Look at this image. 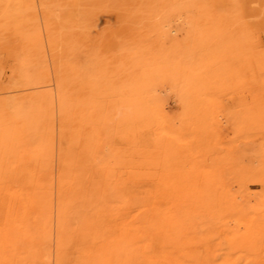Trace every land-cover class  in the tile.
<instances>
[{"label":"rangeland","instance_id":"obj_1","mask_svg":"<svg viewBox=\"0 0 264 264\" xmlns=\"http://www.w3.org/2000/svg\"><path fill=\"white\" fill-rule=\"evenodd\" d=\"M24 2L0 0V259L80 234L63 264H264V0H35L43 54Z\"/></svg>","mask_w":264,"mask_h":264},{"label":"bare ground","instance_id":"obj_2","mask_svg":"<svg viewBox=\"0 0 264 264\" xmlns=\"http://www.w3.org/2000/svg\"><path fill=\"white\" fill-rule=\"evenodd\" d=\"M24 5H21L22 6H25L26 4H29L28 7L29 8V13L33 16V18H35V20L33 21V29L35 31V36L36 37H39L40 41H39V44H38V49L40 51L41 54H43L46 50V46L48 45L47 43H50L49 45H51V42L49 40L54 38L52 36H50L49 34V31H47V24H42L41 21L39 19H36L37 17V5H35V0H24ZM59 26H57V28H60L61 29V16L59 18ZM46 28H45V26ZM45 31H47V33L45 34ZM61 33V32H60ZM70 33V31L68 32V34ZM2 37L0 36V45H3L4 41L1 40ZM5 49L8 50V48L6 47ZM2 49L0 48V51ZM1 52H4V50H2ZM3 54V53H2ZM5 57L3 56H0V70L2 68H4V66L6 65V62H5ZM1 73V72H0ZM2 76V75H1ZM7 89L9 87H7V85H2V83L0 82V89ZM122 94V93H121ZM0 132H1V129H0ZM27 157H24V160H26ZM28 179H24V177L21 175L19 177L20 180H23V181H26V184L29 185V186H33L35 184L34 182V178H33V174L31 172H28V175H27ZM13 178V177H11ZM28 181V183H27ZM31 190V189H30ZM32 191V190H31ZM31 191H28L27 194H29V197L31 196ZM7 195H4V191H1L0 193V227L2 225V218H1V214L5 211L6 207H7V203H11L13 205V203L15 204H18L17 205V208H19V200H15L14 201V197L11 198V200H9L8 198H6ZM14 204V205H15ZM31 201L29 200L28 203H27V207H31ZM71 237V236H70ZM67 238L68 239V245H71L73 246L76 242H80L82 239H81V235L79 234L77 240H74L72 238ZM87 240H89V237L87 238ZM83 241V240H82ZM59 243H57V253H56V258L54 260L50 259L51 261H49L48 263H45V264H63L65 259H67V256L65 254L61 255V247H63V249H66L67 250V247L68 249L71 247V246H67V243L64 245L63 242L61 243V241H58ZM88 242V241H87ZM92 243L88 242L86 245H91ZM105 245L103 246V249L101 251H98V263L101 264V262H104V260L106 259V261L109 260V257H115L117 256L119 253L118 251L116 250H112V249H108V246L110 243L109 242H105L104 243ZM91 252H93V249L91 248L90 249ZM89 251V250H88ZM121 253V252H120ZM35 253L33 251H30L27 255H25L28 259V262L26 261V263L28 264H39V260L36 259L34 257ZM92 256H94L93 254L92 255H84L83 257L79 256V255H76L75 258L78 259V262L80 261L81 262V258H87L85 259L84 261L87 262L88 264H91V261H92ZM97 256V255H96ZM37 257V256H36ZM51 256H49L50 258ZM96 258L93 257V260H95ZM13 256H11L10 259L8 260H3V258L0 259V264H21L20 261L18 259H14ZM25 259V258H23ZM22 260V259H21ZM64 260V261H63ZM22 264H25V260H22ZM77 262V261H76ZM77 262V263H78ZM66 264V263H65Z\"/></svg>","mask_w":264,"mask_h":264}]
</instances>
